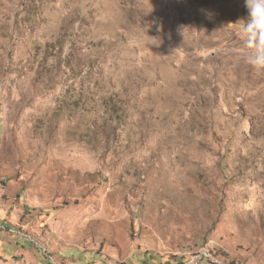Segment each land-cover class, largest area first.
I'll return each mask as SVG.
<instances>
[{"label": "rangeland", "instance_id": "374dc122", "mask_svg": "<svg viewBox=\"0 0 264 264\" xmlns=\"http://www.w3.org/2000/svg\"><path fill=\"white\" fill-rule=\"evenodd\" d=\"M245 0H0V264H264V65Z\"/></svg>", "mask_w": 264, "mask_h": 264}, {"label": "clouds", "instance_id": "9594fccd", "mask_svg": "<svg viewBox=\"0 0 264 264\" xmlns=\"http://www.w3.org/2000/svg\"><path fill=\"white\" fill-rule=\"evenodd\" d=\"M245 7L248 16L242 30L248 35L250 42L259 41L260 54L253 63L258 66L264 65V0H245Z\"/></svg>", "mask_w": 264, "mask_h": 264}]
</instances>
